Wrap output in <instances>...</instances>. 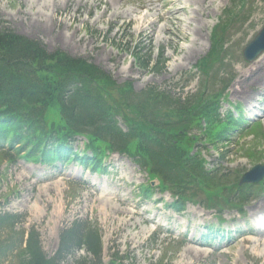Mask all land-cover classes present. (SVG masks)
I'll use <instances>...</instances> for the list:
<instances>
[{
    "label": "rangeland",
    "instance_id": "374dc122",
    "mask_svg": "<svg viewBox=\"0 0 264 264\" xmlns=\"http://www.w3.org/2000/svg\"><path fill=\"white\" fill-rule=\"evenodd\" d=\"M50 1L0 0V30L36 40L48 54L61 50L87 60L117 85L130 83L138 95L150 88L181 100L195 95L205 81L196 67L210 50L212 30L218 23L228 24L224 61L216 65L217 75L212 73L208 91L222 92L226 83L223 117L241 106L239 118L249 124L231 133L226 145L213 148L203 139L196 148L209 168L227 174V185L256 164L264 165V92L249 88L248 96L253 100L233 96L239 77L258 61L246 62L242 50L264 25V0H248L247 7L241 0H210L203 17L195 13L203 7L202 0H119L112 3L108 13L103 1L85 0L77 8L75 3L81 0H70L64 11L65 0H57L61 10L54 16V25L48 22ZM76 9L80 19L69 22ZM180 9L185 12L179 19L170 18ZM22 11L39 13L43 24L30 25L26 17L19 16ZM157 17L162 21L154 33L150 24ZM165 27L171 33H162ZM60 32L65 36L59 38ZM143 62L163 64L156 69L145 67ZM252 121L263 131L261 140L250 130H243L250 129ZM190 135L202 139L199 130ZM86 140L78 137L74 151L81 155ZM254 146L257 157L250 159L246 153ZM3 150L0 148V216L9 218L0 225V264L28 263L23 245L29 233L37 236L47 258H53L62 232L76 221L91 227V233L101 238L105 263L116 259L123 264H264V209L252 215V209L264 203L262 190L249 198L244 213L226 210L219 222L215 212L206 208L205 192L196 186H189L185 194L197 203L187 202L181 212L171 206L174 198L170 193L154 190L153 197L145 199L140 188L148 176L126 155L103 159L104 171H96L75 160L41 166ZM85 153L92 155L91 151ZM209 228L214 239L205 242L203 236ZM84 258L93 260L83 250L68 255L62 264H75Z\"/></svg>",
    "mask_w": 264,
    "mask_h": 264
},
{
    "label": "trees",
    "instance_id": "16d2710c",
    "mask_svg": "<svg viewBox=\"0 0 264 264\" xmlns=\"http://www.w3.org/2000/svg\"><path fill=\"white\" fill-rule=\"evenodd\" d=\"M142 95L135 94L130 84L118 86L86 60L61 51L48 54L38 41L0 30V147L23 154L27 161L65 163L74 154L76 136H84L93 157L85 155L82 162L96 170L105 153H128L139 157L138 163L159 179L163 190H172L177 200L196 184L213 190L208 196L218 195L219 180L205 168L199 154L191 155L198 139L188 135L198 128L215 143L228 131L216 112L207 110L211 99H205L210 97L200 94L194 100L174 101L154 90ZM119 116L127 132L118 126ZM8 218L0 216V225ZM90 228L76 222L62 232L53 258H47L31 233L25 248L27 264H61L83 248L94 259L76 264H105L101 238ZM107 264L122 262L113 259Z\"/></svg>",
    "mask_w": 264,
    "mask_h": 264
},
{
    "label": "bare ground",
    "instance_id": "6f19581e",
    "mask_svg": "<svg viewBox=\"0 0 264 264\" xmlns=\"http://www.w3.org/2000/svg\"><path fill=\"white\" fill-rule=\"evenodd\" d=\"M84 1L85 0H81V2L80 1L76 2L75 3L76 7L77 8L81 7L82 2H84ZM99 1L100 2L103 1L107 5V9L105 12L108 13L111 11L112 3H114V2L116 3L119 0H99ZM207 1H210V0H202L201 1L203 4V7L202 8L199 7L195 10V13L197 15H200L201 17H203L206 14L207 10H206L205 4L207 3ZM63 2L65 3V7L63 10L66 11L67 5L70 2V0H65ZM210 4H213V2ZM49 5H51V7H52V14H51L50 18L48 19V22H51V24L54 25V24H56L54 22L55 21L54 16L59 14V12L61 10L59 8V5L61 6V3L58 2L57 0H52L49 2ZM184 12H185L184 9L177 10L170 15V18L179 19L180 14L184 13ZM19 16L26 17V20H28V23L30 25L40 26L43 24V21L41 19L43 17H40L39 13L32 15L31 13H27L26 11H22L19 13ZM80 17L81 16L78 12V9H76L74 12V15H71V17L69 18V22L75 23L77 20L80 19ZM114 17H119V15L114 13ZM21 19H22V22H24L25 19L23 17H21ZM99 19H101V17ZM161 21H162V19L160 17H157L150 24V28H152L154 33L157 32L156 25ZM112 24H115V21H113ZM45 31L47 32L48 30L46 29ZM161 32L165 33V34L171 33L167 27L162 29ZM64 36H65V34L63 32H60L58 35L59 38H62ZM75 37H76V33H73L72 38H75ZM167 42L169 43V41H167ZM160 43L161 42H159V44ZM255 87L260 88V91L264 92V56H262L249 71L242 73V75L239 77V79L237 81L236 88L233 90V96L237 97V98L239 97V98H243V99H247V100H253L252 98H250V96H248V91H249V88L252 89ZM262 209H264L263 203L255 206L252 209V212H253L252 215L255 216V215L259 214L262 211Z\"/></svg>",
    "mask_w": 264,
    "mask_h": 264
},
{
    "label": "water",
    "instance_id": "95a60500",
    "mask_svg": "<svg viewBox=\"0 0 264 264\" xmlns=\"http://www.w3.org/2000/svg\"><path fill=\"white\" fill-rule=\"evenodd\" d=\"M264 52V28L258 34V36L254 39V41L244 50V56L247 60L253 61L254 59L258 58L261 53ZM262 172L258 177L257 180L264 176V169L260 167L255 168L251 174L247 175L245 180H252L253 176L257 175L258 173Z\"/></svg>",
    "mask_w": 264,
    "mask_h": 264
}]
</instances>
